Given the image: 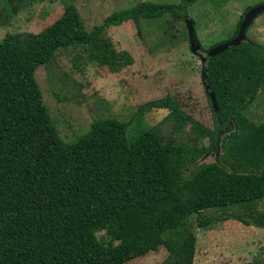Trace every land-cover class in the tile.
Returning <instances> with one entry per match:
<instances>
[{
  "label": "trees",
  "instance_id": "trees-1",
  "mask_svg": "<svg viewBox=\"0 0 264 264\" xmlns=\"http://www.w3.org/2000/svg\"><path fill=\"white\" fill-rule=\"evenodd\" d=\"M24 1L3 0L0 20H8ZM193 1H139L110 12L89 30L65 6L38 32L6 33L0 39V264H123L160 246L167 252L160 264H191L192 226L204 229L234 219L264 228V213L255 208L264 197V118L254 123L243 115L264 91V46L245 38L204 56L202 85L216 106H210L211 128L166 95L139 104L126 122L92 120L64 142L34 76L38 65L73 45L85 46L91 61L114 72L130 57L103 36L107 27L131 20L140 34L142 18L168 13L183 19L185 4ZM250 8L239 16L231 39ZM151 108L167 110L171 132H179L187 120L191 141H176L157 126L130 140L129 126ZM216 154L212 161L202 160ZM231 206L246 212L202 214ZM100 230L105 242L95 236ZM247 264H264V257Z\"/></svg>",
  "mask_w": 264,
  "mask_h": 264
},
{
  "label": "rangeland",
  "instance_id": "rangeland-1",
  "mask_svg": "<svg viewBox=\"0 0 264 264\" xmlns=\"http://www.w3.org/2000/svg\"><path fill=\"white\" fill-rule=\"evenodd\" d=\"M139 1L178 3V0H25L8 20H0V39L6 33L38 32L52 23L65 6H70L84 29L89 30L110 12ZM262 4L264 0H194L185 4L183 19L168 13L142 18L140 34L131 20L109 26L103 36L116 52L126 51L130 57L129 64L114 72L91 61L85 46L73 45L56 51L48 63L35 68L34 76L59 138L64 142L74 140L92 120L126 122L139 104L166 95L184 114L211 128L212 110L202 85L203 58L214 44L232 38L236 22L247 7ZM2 6L0 0V12ZM189 18L201 50L189 35ZM245 38L264 46V11L250 20L244 30ZM166 114L164 108L143 111L129 126V139L157 126L161 134L189 143L192 133L187 120L179 132H171ZM243 115L254 123L264 118V91L257 92ZM200 142L207 144L205 139ZM217 155L204 156L202 160L212 161ZM255 208L264 213V197L255 203ZM245 212L244 208L231 206L203 210L202 214L219 218ZM193 217L188 218V223H193ZM191 228L195 237L191 264H247L264 257L262 228L244 229L234 219L218 220L204 229ZM240 233L245 234L243 241H238ZM95 236L101 242L107 240L102 230ZM166 255L160 246L123 264H160Z\"/></svg>",
  "mask_w": 264,
  "mask_h": 264
},
{
  "label": "water",
  "instance_id": "water-1",
  "mask_svg": "<svg viewBox=\"0 0 264 264\" xmlns=\"http://www.w3.org/2000/svg\"><path fill=\"white\" fill-rule=\"evenodd\" d=\"M262 11H264V4L256 6V7L254 6V7L250 8L249 10H247L244 13L241 22L239 23L236 36L227 43L220 44V45H217V46L209 49L206 55L207 56L212 55V54L216 53L217 51L222 50L223 48H225L228 45H233V44H236L238 42H241L243 37H244V30H245L246 26L249 24L250 20ZM188 26H189L188 27L189 28V35L191 38L194 39L193 34H192V26H191L190 20L188 22ZM195 47L197 48L198 45H196ZM203 60H204V58H203ZM207 94H208V100H209L210 106L212 107L213 110H215L216 106H215L214 96L211 93H207Z\"/></svg>",
  "mask_w": 264,
  "mask_h": 264
},
{
  "label": "crops",
  "instance_id": "crops-1",
  "mask_svg": "<svg viewBox=\"0 0 264 264\" xmlns=\"http://www.w3.org/2000/svg\"><path fill=\"white\" fill-rule=\"evenodd\" d=\"M240 225H241L244 229H247V228H250V229H251V228H254V229H260V230L264 229V228H262V229H261V228H257V227L251 226V225H243V224H241V223H240ZM244 232H245V231H244ZM240 235H241V236L239 237V240H238V241H243L244 239H243L242 237H245V234L243 235V234L240 233Z\"/></svg>",
  "mask_w": 264,
  "mask_h": 264
}]
</instances>
